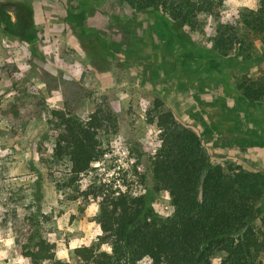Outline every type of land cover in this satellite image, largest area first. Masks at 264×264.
<instances>
[{
    "label": "rangeland",
    "instance_id": "rangeland-1",
    "mask_svg": "<svg viewBox=\"0 0 264 264\" xmlns=\"http://www.w3.org/2000/svg\"><path fill=\"white\" fill-rule=\"evenodd\" d=\"M248 2L255 10L243 6ZM263 6L264 0H224L219 15H210L205 34L206 19L187 32H175L164 12H135L123 0H0V12L17 24L9 10L19 11L35 35L28 40L29 32L16 36L0 28V152L9 149L0 155V208L16 205L27 213L18 219L15 208L0 212V230L11 221L19 254L31 234L43 238L56 231L57 239L64 235L67 248L71 237L94 232L100 205L95 215H89L88 208L97 196L144 195L160 217L173 215L168 194L154 191L150 173L160 146L158 129L148 116L156 99L178 122L201 135L214 164L233 163L264 173V100L251 105L238 89L247 79L264 78V34L244 29L241 22L242 15ZM233 11L230 22L219 23L222 13ZM221 25L234 27L241 41L228 53L215 46ZM195 32L199 39L192 38ZM54 93L62 99L56 101ZM141 100L150 102L146 110H141ZM99 107L112 112L115 125L99 136L104 155L96 163L104 171L91 167L83 173V178L89 172L93 176L81 192V175L56 177L66 160L55 159L54 147L49 154L45 145H55L61 129L53 111L78 119L86 113L87 121ZM124 150L126 157L113 155ZM118 160L135 163L125 169ZM108 172L113 175L107 177ZM26 191L31 201L24 205ZM77 200L75 214L68 212L65 222L77 231L44 227L60 221ZM52 201L55 206L44 215L42 209ZM261 205L264 212V201ZM76 250L69 253V261L84 264Z\"/></svg>",
    "mask_w": 264,
    "mask_h": 264
},
{
    "label": "trees",
    "instance_id": "trees-1",
    "mask_svg": "<svg viewBox=\"0 0 264 264\" xmlns=\"http://www.w3.org/2000/svg\"><path fill=\"white\" fill-rule=\"evenodd\" d=\"M123 1L135 12H164L175 32L185 24L194 28L199 13L218 16L224 4V0ZM14 14L17 24L1 11L0 28L16 36L29 32L27 39L32 40L34 31L24 24L19 11L14 9ZM241 22L244 29L264 34V6L242 15ZM214 42L224 53L241 44L236 29L227 25L219 26ZM238 89L251 105L264 100V78L247 79ZM52 114L61 125L54 158L70 161L72 177L78 178L103 157L99 136L114 127V116L103 107L87 121L65 111ZM148 114L160 142L151 162L154 191L168 194L173 215L160 217L144 195H105L95 222L104 233L98 241L111 244L112 254H96L99 244L93 243L77 249V257L84 264H136L145 255L153 264H210V257L226 252L222 264H264V173L233 163L214 164L201 135L178 122L162 100L156 99ZM37 237L29 235L20 254L30 257L31 264L55 262L54 245Z\"/></svg>",
    "mask_w": 264,
    "mask_h": 264
},
{
    "label": "clouds",
    "instance_id": "clouds-1",
    "mask_svg": "<svg viewBox=\"0 0 264 264\" xmlns=\"http://www.w3.org/2000/svg\"><path fill=\"white\" fill-rule=\"evenodd\" d=\"M240 6V5H238ZM244 7H247L248 9L251 10H255L256 5L252 2H248L246 4L243 5ZM231 15H236V13L233 11L231 13H222L221 14V19L219 20L220 24H224L226 22H230V16ZM197 19L198 20H202V19H206V23L204 25V32L205 34H208V23H210L212 21V17L206 13H199L197 14ZM189 29V26L187 24L183 25L182 30L187 32ZM200 33L199 32H195L192 34V38L193 39H199ZM40 88H43L44 85L43 84H39L37 85ZM54 98L56 101H59L62 99V97L58 94V93H54ZM49 103H52V101H48ZM141 110H146L148 105H149V101H144L141 100ZM81 120H85L87 119V114L85 113V115H82L80 117ZM119 139V138H117ZM116 141H113V144H115ZM45 147H47L48 149V153L50 154L52 151V147H54V145L49 146V145H45ZM9 151V149L7 147L3 148L2 152H0V155L2 154H7ZM113 155H119L120 157H126L127 156V150H124L122 152H114ZM135 163L134 160H128V162L122 163V161L118 160L117 164H120L121 167L127 169L129 165ZM90 167L93 168H98L100 170V172H103L104 169L101 168L99 163H91ZM61 173H64L65 176L70 175L71 174V163L70 161H65V166L64 167H60L58 171L55 172L56 177L59 179L61 176ZM99 174V173H97ZM113 175L112 172H108L107 173V177H111ZM92 176L93 173L89 172L87 178H83V173H81V179L78 181V185H79V190L81 192L85 191V189L87 188V186L92 183ZM7 183V181H6ZM117 187H119V182L116 185ZM124 189L121 188V191H123ZM69 191H71L69 189ZM25 195L27 196V199L25 201H23L24 205H27L30 201H31V196L29 195V193L26 191ZM133 195H135V193H133ZM165 198L167 199V194H165ZM3 199L6 201L7 200V194L5 193L3 195ZM92 198L89 197V200H91ZM103 199L102 196H97L96 197V202L92 203L91 206L88 208V213L89 215H95L98 213L99 211V202ZM80 201L77 200L75 202L74 205H72L68 211L65 212L64 217L61 218L60 221H57L55 223V225L49 223L44 225V227L46 228H52L55 227L57 229L61 230V233H73L75 231H77V229H75L74 227H66L65 222L67 220L68 217V212H72L73 214H75V206L79 205ZM55 206V201H52L51 205H46L42 211L44 215H47L48 212L51 210V208ZM15 208L16 214H17V218H22L24 215H26L27 213L24 211L23 207H19L16 205H8V207L6 208H0V212H8L10 209ZM31 211H35V208H33ZM53 220H55V216H53ZM3 231V238L0 239V245H2V248H0V264H4V261H7V264H31V258L27 257V256H23L20 255L16 249L18 247V245L14 244L15 241V235L11 230V221H9L8 226H6L4 229L0 230ZM104 233L101 231L99 225L95 226V230L94 232L88 234L87 236L81 238L78 236H73L68 240L67 243V248L65 247L64 244V235L61 234L60 238L57 239V232L53 231V232H49L46 234H43V238L49 243V244H56V248L53 249L52 251L55 252V260H62L67 262V264H71V262L69 261V253L72 250L78 249L81 246L87 248L89 247L92 243H98L99 244V248L95 250V253H107L108 255L112 254V245L109 243H100L96 238L99 236H103ZM227 256L226 252H221L219 255L210 257V264H222L223 259ZM41 264H50V262L48 260H43L41 261ZM136 264H153L152 259L145 255L142 259L138 260L136 262Z\"/></svg>",
    "mask_w": 264,
    "mask_h": 264
},
{
    "label": "water",
    "instance_id": "water-1",
    "mask_svg": "<svg viewBox=\"0 0 264 264\" xmlns=\"http://www.w3.org/2000/svg\"><path fill=\"white\" fill-rule=\"evenodd\" d=\"M9 11L13 12L14 13V9H10Z\"/></svg>",
    "mask_w": 264,
    "mask_h": 264
}]
</instances>
